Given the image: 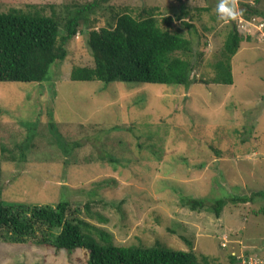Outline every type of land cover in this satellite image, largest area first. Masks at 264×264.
I'll return each mask as SVG.
<instances>
[{
    "label": "rangeland",
    "instance_id": "1",
    "mask_svg": "<svg viewBox=\"0 0 264 264\" xmlns=\"http://www.w3.org/2000/svg\"><path fill=\"white\" fill-rule=\"evenodd\" d=\"M92 1L0 0V9L49 15L54 5L62 17ZM242 4L257 10L249 18L264 17V0H109L94 14L95 28L142 8H156L160 22L172 18L169 27H161L190 38L201 53L193 72L199 82L188 87L70 79L74 66H93L83 26L44 81H0V138L10 150L0 159L3 205L68 201L71 209L80 207L77 217L109 232L118 246L158 242L204 254L209 264H232L229 254L264 260V197L228 203L219 217L180 200L204 198L208 205L230 194L264 192V29H251L250 41L241 42L231 57L232 84L212 80L225 61L223 42L232 21L244 17ZM181 8L188 11L184 22L175 17ZM49 107L55 119L51 132ZM30 122L33 145L22 157L18 144ZM87 259L80 248L69 253L0 239V264H87Z\"/></svg>",
    "mask_w": 264,
    "mask_h": 264
},
{
    "label": "trees",
    "instance_id": "2",
    "mask_svg": "<svg viewBox=\"0 0 264 264\" xmlns=\"http://www.w3.org/2000/svg\"><path fill=\"white\" fill-rule=\"evenodd\" d=\"M107 1L109 0H93L77 5L67 9L69 11L62 17L58 16L54 5L48 6L51 9L49 15L41 13V10L12 8L3 12L0 9V81H44L51 65L65 59L66 44L77 35L79 27L83 26L87 30L86 43L91 50L93 66H74L70 71L72 80L175 84L186 87L199 82L193 72L201 53L197 52L190 38L161 27L162 23L169 27L172 18H161L160 22L153 13L156 8H142L136 15L124 12L112 16L111 22L95 28L99 18L94 17V14ZM242 5L244 9L239 12L245 18L258 13L249 5ZM200 10H208V7ZM227 10L230 12L229 8ZM175 17L184 22L188 11L181 8ZM229 18L232 19V16L229 15ZM260 19L263 20L264 17ZM184 25L191 27L186 22ZM247 34L248 32L237 29L232 21L223 42L225 61L219 64V72L212 79L215 83H233L230 59L238 51L241 42L250 41V35ZM53 115V108H47L46 124L50 132L55 128ZM33 124L34 122L26 123V137L18 144L22 157L32 148L34 135L29 129ZM74 146L80 147L81 144L74 142ZM9 152L0 138V159ZM108 161L112 159L108 158ZM1 194L0 167V239L5 236L14 243L54 247L69 253L79 248L84 249L88 253L87 264H209V259L204 254L197 255L191 249H173L158 242L150 246L115 245L109 232L77 217L75 214L81 211L80 207L71 209L68 201L55 205L16 203L9 207L3 205ZM180 197L183 205L191 210L207 208L219 217L226 204L253 202L257 197H264V192L230 194L217 198L208 205L204 198ZM83 208L88 211V204H84ZM100 219L102 221L103 218ZM229 258L232 264H242L241 258L234 254H229Z\"/></svg>",
    "mask_w": 264,
    "mask_h": 264
},
{
    "label": "built area",
    "instance_id": "3",
    "mask_svg": "<svg viewBox=\"0 0 264 264\" xmlns=\"http://www.w3.org/2000/svg\"><path fill=\"white\" fill-rule=\"evenodd\" d=\"M235 20H234V24L237 27V29H239L241 32H249L251 29H254L256 31H262V29H264V19L258 21L255 17L244 18L238 16L235 18ZM223 245L225 244L223 243ZM237 257L241 258L242 264H264V260L257 256L244 257L243 255H241Z\"/></svg>",
    "mask_w": 264,
    "mask_h": 264
}]
</instances>
